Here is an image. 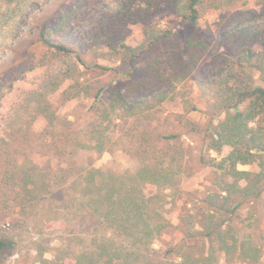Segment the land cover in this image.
Returning a JSON list of instances; mask_svg holds the SVG:
<instances>
[{"label": "rangeland", "instance_id": "rangeland-1", "mask_svg": "<svg viewBox=\"0 0 264 264\" xmlns=\"http://www.w3.org/2000/svg\"><path fill=\"white\" fill-rule=\"evenodd\" d=\"M116 2L47 0L30 12L25 24L16 31V37L0 54V136L7 137L13 144L19 163L30 159L38 166H55V145L60 143V136L56 135L55 140L51 137L41 116L31 120L27 126L29 114L26 108L33 97L32 92L37 91L50 74L61 72L67 63L71 64L76 59L73 55H55L54 49L41 43L39 32L46 25L53 31L54 40H69L70 35V38H80V43L86 41L85 46L80 48L84 64H77L79 68L76 72H79V80L89 92L66 99L63 92L72 90L73 83L66 80L48 95L58 117L55 130L74 140L71 144L74 148L70 147L74 151V165L92 164L117 173L132 172L143 162L155 164L160 153L172 155L175 163L180 165L178 185L174 189L163 190L167 195L163 213L171 226L157 238L154 247L165 251L182 245L191 247L195 252H207L208 243L199 234V222L213 210L206 200L217 193L220 173L204 164L201 157L216 156L207 146L208 134L224 116L213 106L216 104V85L207 82L228 78L232 71L238 74L242 68L227 58L234 53V47L222 44L220 38L223 32L237 26H244L252 32L256 30L257 34L261 32V38L254 40L249 48L255 52L262 49L264 0H199L195 24L182 17L187 12L188 0H150L151 8L145 22L121 23L117 32L121 33L123 42L130 47L146 42L142 36L143 24L169 29L172 35L132 59L122 58L121 54L114 55V43L104 47L102 52L105 55H99L98 50L92 49L89 39L86 40L87 34L102 24L114 10ZM70 8L75 10L70 23L58 27L59 14ZM187 37L202 39L205 43V50H196L200 56L195 55L198 60L194 68L188 70L186 67L185 71L175 69V63L163 64V68L160 58L182 52ZM186 56V52L179 56L184 66L187 65ZM154 67L160 73L164 71L163 80L135 95H145L149 90H166L175 99L164 101L149 117L135 123L115 120L109 126L106 148L102 153L80 149L81 144H93L89 140L88 128L97 121L100 101L107 95V92H100V88L128 89L134 80L150 75ZM252 72L259 83L258 72ZM142 138L149 139L154 149H149L148 144H151H144ZM146 146L149 153L144 151ZM237 168L258 170L255 163L238 164ZM49 197L23 209L18 205L19 200L12 196L6 201L0 199V238L15 242L13 252L2 264H39V251L44 258L51 259L59 248L64 247L65 234L73 227V221L65 220L53 195ZM212 213L239 240H250L261 252L255 263L240 260L234 264H264V186L260 196L243 200L233 213ZM215 255L217 264H225L222 252L216 251ZM169 256L175 260L172 258L173 250Z\"/></svg>", "mask_w": 264, "mask_h": 264}, {"label": "trees", "instance_id": "trees-1", "mask_svg": "<svg viewBox=\"0 0 264 264\" xmlns=\"http://www.w3.org/2000/svg\"><path fill=\"white\" fill-rule=\"evenodd\" d=\"M46 1L0 0V54L16 37V31L25 24L30 12ZM199 3V0H188L186 4L187 12L182 17L192 24L197 21L196 5ZM150 8V0H117L114 10L102 24L87 34L86 40L89 39L92 49L98 50L99 55H105L102 52L104 47L114 43V55L138 58L153 44L172 35L169 29L143 24L142 36L146 42L136 47L123 42L121 33L117 32L121 23L145 22ZM74 12L73 8L61 12L58 27L69 24ZM69 36V40H54L53 31L46 25L41 27L39 40L43 45L54 49L57 56L73 55L76 61L67 63L61 72L50 74L40 88L32 92L33 97L26 108L29 114L27 126L31 120L41 116L51 137L55 140L60 136V143L55 145V166H38L30 159L19 163L13 144L7 137L0 136V199L6 201L12 196L19 200L18 205L23 209L53 195L63 218L73 221V227L65 234L66 247L59 248L51 259L44 258L42 251H39V264H217L216 251L223 253L225 264L240 260L257 262L261 254L259 248L248 239L239 240L224 228L222 220H218L212 212L231 214L243 200L258 197L263 191L264 42L258 52L249 48L254 40L261 38V32L257 34L256 30L252 32L244 26L223 32L220 38L222 44L234 47V53L227 58L242 68L238 74L232 71L229 79L207 82L209 85L215 83L216 104L213 106L224 114L208 134L207 146L216 156L201 157L204 164L220 173L217 193L206 200L213 210L199 222V234L208 243L207 252H195L191 247L182 245L165 251L154 247L157 238L171 226L163 213L167 196L163 190H171L178 185L180 165L175 163L172 155L160 153L155 164L143 162L132 172L117 173L92 164L74 165V151L70 148L74 140L55 130L58 117L48 99V95L59 89L66 80L73 81L72 90L63 92L66 99L89 92L88 87L80 82L79 72H76L79 68L77 64H84L80 48L85 46L86 41L80 43V38ZM204 48L202 39L187 37L182 52L165 55L159 63L162 66L175 63V69L184 70L187 67L192 70L198 60L195 57L200 56L196 50L202 52ZM184 52L187 55L186 66L179 57ZM253 70L258 72L259 83L253 77ZM163 73L154 67L150 75L134 80L128 89L100 88L99 91L107 92V95L100 101L97 121L87 129L93 144H81L80 149L88 148L97 154L102 153L106 148L109 126L115 120L135 123L149 117L164 101L175 99L166 90H149L145 95H135L163 80ZM142 141L146 144L149 139L142 138ZM150 144L148 148L154 149V145ZM141 146L145 147L143 144ZM149 149L146 146L144 151L149 153ZM252 163L257 165V171L237 168L238 164ZM154 189L157 191L153 192ZM14 246L12 239L0 238V264L11 255ZM172 250L175 260L169 256Z\"/></svg>", "mask_w": 264, "mask_h": 264}]
</instances>
